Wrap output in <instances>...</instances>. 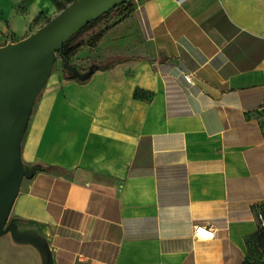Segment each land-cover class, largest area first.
<instances>
[{"label": "crops", "instance_id": "obj_1", "mask_svg": "<svg viewBox=\"0 0 264 264\" xmlns=\"http://www.w3.org/2000/svg\"><path fill=\"white\" fill-rule=\"evenodd\" d=\"M131 3L93 47L78 40L80 77L57 56L11 212L42 247L9 233L0 264L245 263L264 203V0ZM69 4L0 0V48Z\"/></svg>", "mask_w": 264, "mask_h": 264}, {"label": "water", "instance_id": "obj_2", "mask_svg": "<svg viewBox=\"0 0 264 264\" xmlns=\"http://www.w3.org/2000/svg\"><path fill=\"white\" fill-rule=\"evenodd\" d=\"M133 1L74 0L27 39L0 48V237L10 233L15 241L42 247L33 231L18 232L13 220L7 224L22 180L29 176L21 145L33 106L57 56L79 76L64 55V45L100 17Z\"/></svg>", "mask_w": 264, "mask_h": 264}, {"label": "rangeland", "instance_id": "obj_3", "mask_svg": "<svg viewBox=\"0 0 264 264\" xmlns=\"http://www.w3.org/2000/svg\"><path fill=\"white\" fill-rule=\"evenodd\" d=\"M128 18H129V13H128L127 5L112 10L100 23L95 25L92 28V30L86 33L88 36L92 35V33L94 35L89 38L87 42L88 45L90 47H93L97 42L102 40L105 34L116 28L118 25H121ZM86 34H84L82 37H84ZM82 37L80 39H82ZM98 37H99V41H98ZM86 39L87 38H84V40H82L84 41L83 42L84 44ZM256 219L258 222V231H259L260 229L264 228V203L260 204L257 207ZM11 221L12 219L10 215L7 224H9ZM255 234L247 237L245 241V250H246L245 264H264V244L262 245L257 241ZM7 235H4L0 238L6 239Z\"/></svg>", "mask_w": 264, "mask_h": 264}, {"label": "trees", "instance_id": "obj_4", "mask_svg": "<svg viewBox=\"0 0 264 264\" xmlns=\"http://www.w3.org/2000/svg\"><path fill=\"white\" fill-rule=\"evenodd\" d=\"M74 0H70V4L73 2ZM132 3L126 4L128 7V13L130 14V7H131ZM124 6V5H123ZM65 9V8H64ZM110 13V12H109ZM109 13H107L106 15L100 17L97 21L91 23L90 25H88L87 27H85L83 30H81L79 33H77L74 37H72L65 45H64V55L67 58V60L69 62H71V60L76 56L77 52L84 46L83 42L78 43V40L87 32H89L90 30H92V28L97 25L98 23H100ZM98 41H99V37H98ZM97 42V41H96ZM96 68H93L92 71H95ZM257 241L260 244H264V228L260 229L258 232H256L255 234ZM245 264V263H244Z\"/></svg>", "mask_w": 264, "mask_h": 264}, {"label": "built area", "instance_id": "obj_5", "mask_svg": "<svg viewBox=\"0 0 264 264\" xmlns=\"http://www.w3.org/2000/svg\"><path fill=\"white\" fill-rule=\"evenodd\" d=\"M185 79L188 82H191V77L188 75H185ZM194 236L197 239L204 240V241H209L214 238L215 233L213 231V228L211 226H196L194 229Z\"/></svg>", "mask_w": 264, "mask_h": 264}]
</instances>
